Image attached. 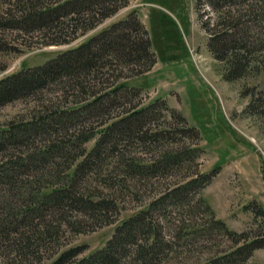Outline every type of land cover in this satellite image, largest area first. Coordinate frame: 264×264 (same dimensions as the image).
<instances>
[{
	"label": "rangeland",
	"instance_id": "rangeland-1",
	"mask_svg": "<svg viewBox=\"0 0 264 264\" xmlns=\"http://www.w3.org/2000/svg\"><path fill=\"white\" fill-rule=\"evenodd\" d=\"M116 2L121 5L114 13L85 30L78 21L64 17L29 33L10 26L0 28V78L78 46L131 12L152 36L150 50L155 62L149 68L143 59L136 65L120 59L108 65L107 56L88 75L62 77L31 96L0 106V128L80 106L124 82L127 86L118 90L117 99L106 98L100 107L74 121L70 137L94 133L82 145L88 151L99 135L97 130L107 122L123 116L132 106L138 108L155 99L158 106L145 127L166 130L164 137L151 142L121 138L116 150L104 152L101 166L87 169L86 192L96 191L112 201L105 214L89 217L75 211L61 215L47 211L44 220L29 214L22 222L26 215L22 210L33 203L28 199L41 182L36 177L47 175L44 170L50 169L43 168L44 161L19 175L14 189L0 183V222L10 230L9 237L0 235V264H51L69 248H78L79 258L102 247L123 219L149 207L150 216L161 223L165 235L174 234L169 254L160 264H202L235 247L236 237L214 228L215 220H221L228 230L244 233L243 240L264 238V49L252 53L242 76L227 79L226 62L216 59L208 48L212 32L208 28L224 17L225 9L215 10L210 0ZM253 3L260 8L245 19L250 20L253 41H264V0ZM18 8L13 0H0V11L14 13ZM134 23L129 27L132 34ZM77 24L79 30L73 33ZM52 39L59 42L49 43ZM187 127L198 130L197 135L180 131ZM44 138L33 137L16 154L42 149ZM74 144L72 154L80 150V143ZM173 152L189 158L154 173L131 171L120 163L133 157L152 163ZM4 154L6 151L0 153V161ZM200 175H204L200 187L176 200L167 197L156 203L173 186ZM184 224L192 226L179 232ZM249 262L264 264V244L252 251Z\"/></svg>",
	"mask_w": 264,
	"mask_h": 264
},
{
	"label": "trees",
	"instance_id": "trees-1",
	"mask_svg": "<svg viewBox=\"0 0 264 264\" xmlns=\"http://www.w3.org/2000/svg\"><path fill=\"white\" fill-rule=\"evenodd\" d=\"M116 1L118 0H13V3L20 8L14 13L0 11V28L10 26L29 33L64 17L70 21H78L85 26L83 27L85 30L92 28L98 21L114 13L121 5ZM251 1L210 0L215 10L225 9L223 10L224 17L212 23V26L208 28L212 31L208 40V48L216 59L226 62L225 77L227 79L242 76L249 67L252 53L264 49L262 39L257 42L253 41L249 31L250 20L245 19L246 16L252 17L254 11L260 8L258 4H251ZM124 3L125 0H122V5ZM132 13L126 19L110 25L78 46L61 52L40 65L23 67L1 77L0 106L31 96L62 77L77 76L82 72L88 75L98 66V61L107 56L108 65L112 60L119 59L136 65L143 59L149 62L145 64L146 68H149L155 62L154 53L150 50L153 42L152 36L131 15ZM85 15L87 17H84ZM132 23L136 27L133 34L129 28ZM78 24L73 28V33L79 30ZM57 42H59L57 39L49 41V43ZM126 86L127 84L120 82L109 92L99 94L93 100L82 103L80 106H71L63 111L38 115L29 120L10 123L0 128V153L6 151L0 161V183L2 185L16 188V184L20 182L19 175L26 173L30 168H38L40 165L37 166V164L42 161L46 162L43 168L50 167L44 170L45 173L48 172L47 175L36 177L42 183L40 182L39 188L28 199L33 203L23 208L22 211L26 212V215L22 214L25 215L21 218L22 222H26L29 214L34 218L44 220L47 211L54 214L59 213V215L66 211H75L89 217H93L95 213L105 214L110 211L112 201L102 196L99 197L96 191L87 193L88 191L84 189V184L88 179L86 171L93 166L96 168L101 166L104 152L116 150L117 142L121 138L135 137L140 141L151 142V140L157 141L164 137L163 131L166 130L153 131L145 127L146 120L150 119L149 116L154 114L158 106L157 99L138 108L132 106L123 116L107 122L97 130L99 135L88 151L82 145L94 133L81 135L82 132H80L77 136L70 137L69 129L83 113H91L100 107L106 98L117 99L118 90ZM111 95L114 96L109 97ZM177 115L183 122L186 121L183 116ZM180 131L193 132L196 135L198 133L194 127L183 128ZM38 135L44 136L46 140L42 149L26 153V155L16 154L20 145L30 143V140ZM68 135L69 138L65 139L64 137ZM77 141L80 143L77 146L80 150L72 154L74 143ZM191 150L194 151V149ZM160 157L152 163L141 162L142 159L137 157L131 158L129 162L120 163L131 171L154 173L167 166L183 164L188 160L189 155L173 152ZM94 170L97 171V169ZM49 171L57 173L52 174ZM201 177L203 178L204 175L189 178L173 186L156 198V203L167 197L176 200L185 195V192L200 187ZM190 226L192 225H181L178 231L187 230ZM7 227L8 225L2 226L0 222V235L9 237L10 230ZM214 228L223 229L227 235L236 237L233 242L235 247L218 256L208 258L202 264H250L249 257L252 251L264 244V238L243 240L244 233L228 230L221 220H215ZM13 229L17 231V227ZM191 232L190 230L189 233ZM170 237H174V234ZM170 237L163 232L161 223L152 219L149 207L118 223L111 237L102 247L79 258L77 255L80 250L69 248L59 254L51 264H160L163 256L169 254L167 250L174 239L171 240Z\"/></svg>",
	"mask_w": 264,
	"mask_h": 264
}]
</instances>
